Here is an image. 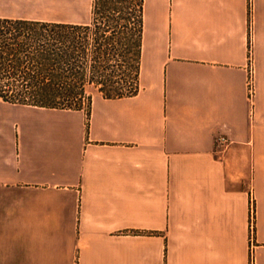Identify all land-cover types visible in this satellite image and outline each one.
<instances>
[{
    "label": "crops",
    "instance_id": "obj_1",
    "mask_svg": "<svg viewBox=\"0 0 264 264\" xmlns=\"http://www.w3.org/2000/svg\"><path fill=\"white\" fill-rule=\"evenodd\" d=\"M93 1L0 0V19L87 25ZM251 254L264 264V0H144L140 90L95 94L90 117L0 102V264Z\"/></svg>",
    "mask_w": 264,
    "mask_h": 264
},
{
    "label": "trees",
    "instance_id": "obj_2",
    "mask_svg": "<svg viewBox=\"0 0 264 264\" xmlns=\"http://www.w3.org/2000/svg\"><path fill=\"white\" fill-rule=\"evenodd\" d=\"M87 25L0 19V102L86 111L140 90L144 0H94Z\"/></svg>",
    "mask_w": 264,
    "mask_h": 264
},
{
    "label": "built area",
    "instance_id": "obj_3",
    "mask_svg": "<svg viewBox=\"0 0 264 264\" xmlns=\"http://www.w3.org/2000/svg\"><path fill=\"white\" fill-rule=\"evenodd\" d=\"M253 0H250V5H252ZM247 93L248 100L252 106H254L256 98V82H255V69L253 60L250 57V63L248 66V79H247ZM227 141L225 138L218 139L217 143L219 145L225 144ZM255 219H256V207H255V198L253 195L250 196V231H251V240L254 238L255 232ZM250 264H256L254 254H251Z\"/></svg>",
    "mask_w": 264,
    "mask_h": 264
}]
</instances>
